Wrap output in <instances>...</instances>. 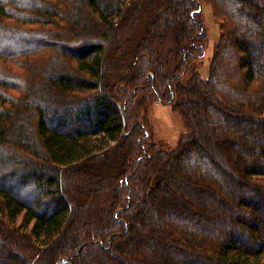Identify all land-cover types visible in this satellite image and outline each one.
<instances>
[{
	"label": "trees",
	"instance_id": "obj_1",
	"mask_svg": "<svg viewBox=\"0 0 264 264\" xmlns=\"http://www.w3.org/2000/svg\"><path fill=\"white\" fill-rule=\"evenodd\" d=\"M131 1L0 0V264H31L4 233L39 264H264V0H217L206 78L200 0H157L108 83ZM153 102L192 129L173 148Z\"/></svg>",
	"mask_w": 264,
	"mask_h": 264
},
{
	"label": "rangeland",
	"instance_id": "obj_2",
	"mask_svg": "<svg viewBox=\"0 0 264 264\" xmlns=\"http://www.w3.org/2000/svg\"><path fill=\"white\" fill-rule=\"evenodd\" d=\"M157 0H132L130 3V7L128 9L127 14L124 15L123 20H120L117 25V31L122 52L118 58H112V56L107 57L106 68H107V82L112 83L116 78V75L124 70H127V66L122 68V64L128 59L126 58L127 53L126 48L130 42L131 37L133 36V43H137L141 38L144 37L147 29L146 25L149 21L150 17H154L156 14L158 7L155 6ZM216 3L217 0H200V13L199 18L201 20L202 27L206 34V39L204 42V55L197 61V71L203 78H206L208 73V68L210 61L213 56L214 49L219 40L220 29H219V17L216 12ZM215 4V6H214ZM218 4V3H217ZM134 5V6H133ZM131 12L135 13V17L137 18L136 22H133L132 19L128 21V19L124 20L126 17L131 16ZM148 14V16H147ZM169 47H164L161 49V61L166 68L167 72H171L174 68V62L168 54ZM123 56L126 59H122ZM227 67L228 75L233 76V78L238 81L240 77L237 73V68L233 64H229ZM196 69V68H195ZM12 70H15L13 68ZM187 77V76H186ZM185 77V78H186ZM241 85V83H240ZM239 90V89H238ZM234 92V91H233ZM116 104L121 108V103H124V98L117 95L115 97ZM147 125L149 127L150 134L152 136V141L159 142L165 148H173L178 143L180 137L185 133L191 131V127L186 125L181 114L174 110L173 104L171 103H162V102H153L151 106L148 108L147 113ZM92 145L96 149V146L99 147L100 141H96V136L92 137ZM98 150V149H97ZM78 202L84 201V204L87 202L84 200V197L81 196ZM264 213V206L261 208ZM264 223L260 224V235H263L264 240ZM5 236L9 239L8 241L14 244V247L20 251L22 254L27 256L31 262V264H39L40 260L39 251L36 250L35 247L29 248L17 241L16 238L9 235L8 233H4ZM111 261V259H110Z\"/></svg>",
	"mask_w": 264,
	"mask_h": 264
}]
</instances>
